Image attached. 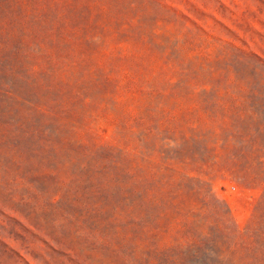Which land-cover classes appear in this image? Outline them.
I'll use <instances>...</instances> for the list:
<instances>
[{"label":"rangeland","instance_id":"rangeland-1","mask_svg":"<svg viewBox=\"0 0 264 264\" xmlns=\"http://www.w3.org/2000/svg\"><path fill=\"white\" fill-rule=\"evenodd\" d=\"M0 264H264V0H0Z\"/></svg>","mask_w":264,"mask_h":264}]
</instances>
